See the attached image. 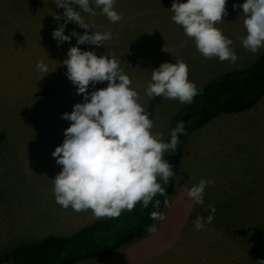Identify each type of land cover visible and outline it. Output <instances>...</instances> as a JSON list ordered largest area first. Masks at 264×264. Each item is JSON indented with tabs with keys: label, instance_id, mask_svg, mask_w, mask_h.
I'll return each instance as SVG.
<instances>
[{
	"label": "rangeland",
	"instance_id": "rangeland-1",
	"mask_svg": "<svg viewBox=\"0 0 264 264\" xmlns=\"http://www.w3.org/2000/svg\"><path fill=\"white\" fill-rule=\"evenodd\" d=\"M244 2L227 0L223 22L230 18L229 21L238 19L243 23V9L233 10V5ZM172 3L173 0H116L115 10L123 14L116 23H111L100 9H94L95 16L81 12L86 22L96 26L95 31L112 32V40L97 47L77 45V38L72 37L70 43L64 42L58 47L52 32L65 21L54 17H63L64 9L58 8L54 0H0V137L6 133L12 135L0 144L16 145L18 150L11 152L16 157L0 162V202L7 211L15 205L34 211L39 204H48L46 181L50 178V169L57 168V164L45 162L40 155L45 154L47 147L54 152L63 143L64 130L71 122L62 119V114L71 113L74 104L84 102L83 95L77 94V87L67 78V68L63 65L70 47L93 51L98 57L114 56L121 61L120 67L130 79L145 77L149 82L153 69L165 62L174 64L182 60L188 66V79L194 82L197 68L193 67L197 58L192 51L197 48L195 41L184 34L182 26L171 20ZM73 7L80 10L78 5ZM72 31L81 35L87 31L91 35L93 30L68 22L65 35H71ZM225 33L227 38L232 35ZM40 61L47 65L48 74L37 70ZM106 87L107 82L97 83L88 91ZM159 98L162 97H156L157 102ZM149 103L154 106L152 101ZM183 106V109L196 108ZM157 111L163 115L159 107ZM184 115L181 111L172 115L165 129L166 142L170 140L174 124L182 121ZM192 119L184 124L191 125L196 118ZM246 145L249 146L246 151L254 159L241 164V175L229 172L230 190L240 188L241 194L227 199L223 218L221 207L216 203L219 215L214 217V223H209L215 227L213 240L208 236L203 242L192 244L180 227L177 231V226L165 223L159 233L142 236L144 233L127 244L133 253L127 252L128 264H141L142 259L144 264H264V136L253 134ZM169 220L170 223L173 219ZM193 231L201 235L200 231ZM39 233L36 235L41 237ZM28 241L21 238L19 243ZM120 262L117 258L116 263Z\"/></svg>",
	"mask_w": 264,
	"mask_h": 264
},
{
	"label": "clouds",
	"instance_id": "clouds-1",
	"mask_svg": "<svg viewBox=\"0 0 264 264\" xmlns=\"http://www.w3.org/2000/svg\"><path fill=\"white\" fill-rule=\"evenodd\" d=\"M116 0H54L55 5L64 9L65 23L53 30L52 37L59 47L64 42L77 38V45H104L113 34L110 31H95V25L86 22L81 12L96 15L94 9L111 23L120 21L122 13L115 10ZM227 0H173L169 11L171 20L182 26L184 34L195 41L197 50L205 59L213 57L221 62L235 64L237 55L230 47L232 40L223 35L215 25L227 15ZM78 5L80 10H74ZM242 8L245 19L243 27L246 35L242 46L255 54L264 48V0H245L242 5H233V10ZM72 22L82 29L93 30L78 34L72 31L65 35V27ZM63 65L67 68V78L77 87V94L83 95L84 102L76 103L71 113L61 118L71 122L64 130V140L52 152L61 172L53 181L55 202L64 210L91 211L95 219L118 218L122 212H131L138 203L147 209L150 204L156 209L149 215L154 221H163L165 214L159 211L160 200L171 207L165 187L174 176L172 166L163 158L165 152H175L184 135V123L179 122L171 131L170 140H163L162 132H153L154 121L139 103V93L131 85L132 81L120 67L121 61L114 56H97L93 51H82L72 46L67 52ZM37 70L49 73L43 61L36 65ZM44 75V76H45ZM43 76V77H44ZM119 81V82H117ZM107 82L106 88L91 91L89 87ZM194 82L188 79V66L182 60L162 63L152 70L151 81L145 88L149 100L162 97L164 100H178L181 104H191L201 94ZM213 180L201 179L188 191V197L198 205L204 204V190ZM214 214L216 209L209 206ZM209 215L206 222L211 223ZM197 231L203 230L205 220L197 216L193 222ZM149 234L157 232L156 224L147 227Z\"/></svg>",
	"mask_w": 264,
	"mask_h": 264
},
{
	"label": "crops",
	"instance_id": "crops-1",
	"mask_svg": "<svg viewBox=\"0 0 264 264\" xmlns=\"http://www.w3.org/2000/svg\"><path fill=\"white\" fill-rule=\"evenodd\" d=\"M225 20V22H218L215 26L222 31L224 36H226L225 31L228 34L229 32L232 33V35H229V38L232 40L230 47L235 51L237 61L235 64H232L229 61L221 62L216 57L205 59L197 49L194 52L192 48V54L197 58L194 60L196 67H193V69L197 68L194 83L198 89L230 70L247 69L264 54V48H261L258 53L253 54L242 46V39L246 35L242 22H239L238 19L229 21L230 18H225ZM177 55L179 56L180 53H177ZM200 59H202L201 63L197 66L196 63L200 62ZM131 79H135L132 80L131 87L139 93V103L149 113V119H153L154 121L152 131H162L164 134L163 140L166 142L168 137V133L165 130L166 125L168 126L172 115L180 111L179 109L184 104H181L178 100H162V98L158 99V104L156 97L149 100L145 94V88L149 81H146L145 77L143 79L132 76ZM149 101H152L154 106ZM157 104L163 115L158 113ZM167 106L172 107L167 108ZM253 134L264 136V94L251 106L239 111L218 112L208 121L191 129L187 133L180 144L178 159L173 169V186L168 195L171 207H166L163 204L160 211L165 214V219L159 222L154 221L157 224V233H159V230L165 223H168V225L174 224V226H177V231L180 227L185 235H189V242L192 244L198 241L203 242L208 236L213 240L214 232L212 231L215 227L206 221L204 229L200 230V236H197V233L193 231L196 230L192 226L197 217H195V214L203 218L205 215L218 216V208L216 209L215 207L216 203H218L221 207L223 218L225 216V202L227 199L234 198V194L236 193L241 194L240 188H236L233 192L230 190L229 183L231 176L229 172L231 171L236 176L238 173L241 175V164L254 159V157L250 158L251 154L246 151L249 147L246 145L248 139ZM6 136L12 135L6 133L3 138L0 137V142L6 140ZM15 147L16 145L0 144V162L16 157L15 154H11V152L18 151ZM52 152L47 147L45 154L40 155V157L45 162L56 164ZM61 170L62 167L59 165H57V168L50 169V178L46 181V202L48 204H39L38 210L33 211L26 206L15 205L13 208L8 207L7 211V207L3 206L0 202V254L10 252L23 244L37 242L47 236L71 235L86 225L100 220L95 219L91 211L77 213L71 208L64 210L55 202L52 179ZM201 179L206 181L213 180L215 183L209 184L205 188L204 204L198 205L187 194L190 188L198 184ZM209 206L215 207L216 211L214 214L211 212ZM171 218L173 220L169 223V219ZM217 221L219 222L220 220L218 219ZM212 222H215V218H213ZM222 225L223 223H220V226ZM38 232H40L41 237L36 235ZM146 234H148L147 231L142 236H146ZM21 238L29 239V241L19 243ZM149 239H152L151 235H149ZM13 242L14 244H12ZM129 242L104 254L80 259L72 264H117V258L121 260L119 264H128L130 261H127V252L132 253L126 247ZM147 262L148 259L146 260ZM141 264H144L143 259Z\"/></svg>",
	"mask_w": 264,
	"mask_h": 264
},
{
	"label": "trees",
	"instance_id": "trees-1",
	"mask_svg": "<svg viewBox=\"0 0 264 264\" xmlns=\"http://www.w3.org/2000/svg\"><path fill=\"white\" fill-rule=\"evenodd\" d=\"M199 89L202 90L201 94L191 104H184L195 105L196 108L183 109V106L180 109L188 114L185 120L182 119L183 123L188 119L193 120L194 117L195 122L186 124L176 151L164 154L163 158L172 169L178 159L180 144L191 129L208 121L218 112L243 110L264 94V54L247 69L229 71ZM158 182L169 195L173 177L167 185H163L159 178ZM157 199L160 200V211L164 196L157 194L153 203ZM152 211H156L152 204L145 209L138 203L131 212L124 211L115 219L96 220L71 235L48 236L37 242L20 245L10 252L0 254V264H72L80 259L104 254L144 234L147 227L154 223L149 215Z\"/></svg>",
	"mask_w": 264,
	"mask_h": 264
},
{
	"label": "water",
	"instance_id": "water-1",
	"mask_svg": "<svg viewBox=\"0 0 264 264\" xmlns=\"http://www.w3.org/2000/svg\"><path fill=\"white\" fill-rule=\"evenodd\" d=\"M187 116H188V114H185L183 118L186 119ZM184 128L186 129V125L185 124H184ZM178 138L181 139L182 138V134H178Z\"/></svg>",
	"mask_w": 264,
	"mask_h": 264
},
{
	"label": "bare ground",
	"instance_id": "bare-ground-1",
	"mask_svg": "<svg viewBox=\"0 0 264 264\" xmlns=\"http://www.w3.org/2000/svg\"><path fill=\"white\" fill-rule=\"evenodd\" d=\"M62 58H64V57H62ZM62 60V59H61Z\"/></svg>",
	"mask_w": 264,
	"mask_h": 264
}]
</instances>
